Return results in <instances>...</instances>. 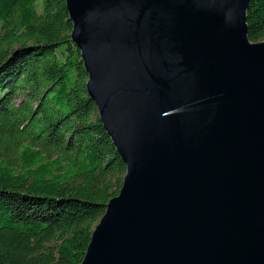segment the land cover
Returning a JSON list of instances; mask_svg holds the SVG:
<instances>
[{
    "label": "water",
    "instance_id": "95a60500",
    "mask_svg": "<svg viewBox=\"0 0 264 264\" xmlns=\"http://www.w3.org/2000/svg\"><path fill=\"white\" fill-rule=\"evenodd\" d=\"M251 0H65L125 165L79 264H264V40Z\"/></svg>",
    "mask_w": 264,
    "mask_h": 264
},
{
    "label": "trees",
    "instance_id": "16d2710c",
    "mask_svg": "<svg viewBox=\"0 0 264 264\" xmlns=\"http://www.w3.org/2000/svg\"><path fill=\"white\" fill-rule=\"evenodd\" d=\"M71 28L65 0H0V264H79L122 183Z\"/></svg>",
    "mask_w": 264,
    "mask_h": 264
}]
</instances>
